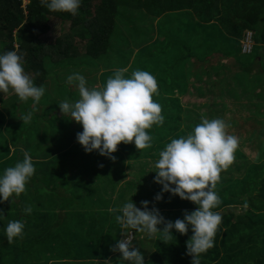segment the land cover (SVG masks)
<instances>
[{
	"label": "trees",
	"instance_id": "obj_1",
	"mask_svg": "<svg viewBox=\"0 0 264 264\" xmlns=\"http://www.w3.org/2000/svg\"><path fill=\"white\" fill-rule=\"evenodd\" d=\"M52 18L69 29L62 26V35L47 42ZM247 31L254 37L249 54L242 52ZM6 50L22 55L24 71L45 91L36 103L16 94L5 99L11 89L0 93V172L25 151L34 167L25 190L0 202V264H117L120 253L110 247L124 235H132L144 264H190V229L170 230L173 236L162 240L160 233L122 229L114 217L129 198L138 208L149 201L170 221L195 209L166 191L154 200L161 185L153 165L164 145L202 116L223 119L238 144L215 182L212 211L221 222L200 262L264 264V0H81L76 15L49 11L40 0H0V52ZM117 69L125 77L135 69L154 76L151 98L163 122L146 129L150 147L120 142L113 160L83 150L75 138L80 124L58 104L79 98L69 74L100 88ZM187 96L204 102L186 110ZM16 219L23 232L8 243L4 225Z\"/></svg>",
	"mask_w": 264,
	"mask_h": 264
},
{
	"label": "clouds",
	"instance_id": "obj_2",
	"mask_svg": "<svg viewBox=\"0 0 264 264\" xmlns=\"http://www.w3.org/2000/svg\"><path fill=\"white\" fill-rule=\"evenodd\" d=\"M40 2L49 11L76 15L81 0ZM124 71L115 70L100 88L88 87L85 77L78 72L66 77L67 83L76 82L79 98L72 103L63 100L58 107L61 114L70 115L71 120L80 124L82 130L75 138L86 153L96 150L114 160L111 154L120 142H131L137 150L150 147L152 139L146 129L163 122L160 105L151 98L157 89L154 76L148 71L135 69L125 77ZM10 89L20 101L31 98L33 103L39 101L45 91L43 85H35L24 71L23 57L16 50L0 52V93H7ZM31 117L29 111L22 114L20 120L28 123ZM226 127L221 118L202 116L187 134L171 138L154 162L153 180L161 185L154 200L159 201L161 193L166 191L195 204L193 211L184 212L182 218L174 221L165 220L155 206L149 209V201H140L141 207L138 208L129 198L121 204L115 222L122 229H135L149 237L160 233L162 240L173 236L170 230L183 235L190 229L191 235L185 242L186 254L191 257L190 264H201L200 254L213 246V237L221 222L219 213L212 211L219 202L213 190L215 182L219 179V172L232 162L238 144L236 136L226 133ZM33 173L32 158L25 151L22 160L0 172V202L21 194ZM31 211L30 206L23 209L24 213L30 214ZM158 225L162 227L158 228ZM23 228L22 219L9 220L3 229L8 243L22 235ZM110 251L120 253L117 264H144L143 254L125 235L123 239L115 240Z\"/></svg>",
	"mask_w": 264,
	"mask_h": 264
},
{
	"label": "rangeland",
	"instance_id": "obj_3",
	"mask_svg": "<svg viewBox=\"0 0 264 264\" xmlns=\"http://www.w3.org/2000/svg\"><path fill=\"white\" fill-rule=\"evenodd\" d=\"M25 3H27V1H25ZM51 22H52L51 31L47 35H45L43 37L44 40L47 41V42H53V41H55V39L57 37L62 35V26L65 27L66 31H68V29H69V25L68 24L67 25L62 24L61 20L58 19V18H52ZM96 81H98V80H96ZM12 94H14V92H12ZM183 102H184V106H186V110H187V109H193L194 108L192 105L187 106L188 104H192L194 102H204V100L203 99L202 100H198L195 96H187V97L184 98ZM201 111H203V110H201ZM128 179H129V176H128V178L126 180H128Z\"/></svg>",
	"mask_w": 264,
	"mask_h": 264
},
{
	"label": "built area",
	"instance_id": "obj_4",
	"mask_svg": "<svg viewBox=\"0 0 264 264\" xmlns=\"http://www.w3.org/2000/svg\"><path fill=\"white\" fill-rule=\"evenodd\" d=\"M254 46V37H253V32L247 31L245 33L244 39L242 41V52L245 54H249L252 52ZM130 242H132V235L127 237Z\"/></svg>",
	"mask_w": 264,
	"mask_h": 264
},
{
	"label": "crops",
	"instance_id": "obj_5",
	"mask_svg": "<svg viewBox=\"0 0 264 264\" xmlns=\"http://www.w3.org/2000/svg\"><path fill=\"white\" fill-rule=\"evenodd\" d=\"M113 69H114V68H110L109 70H113ZM98 81H99V83L102 84V82H101L100 79H98ZM14 94H15V93H14ZM14 94H12V92H11L9 95H6V97H4V98L10 100L11 96L14 95ZM14 99H15V98H14ZM13 102L15 103V100H13ZM16 102H17V98H16ZM15 105H16V103H15Z\"/></svg>",
	"mask_w": 264,
	"mask_h": 264
}]
</instances>
